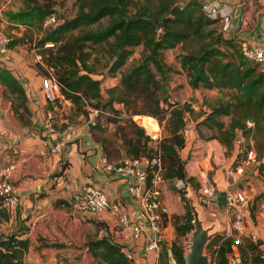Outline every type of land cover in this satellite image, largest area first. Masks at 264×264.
<instances>
[{"label":"trees","instance_id":"16d2710c","mask_svg":"<svg viewBox=\"0 0 264 264\" xmlns=\"http://www.w3.org/2000/svg\"><path fill=\"white\" fill-rule=\"evenodd\" d=\"M20 1L22 7L16 12H7L8 19L27 28L41 30L42 36L35 43L37 51L53 69L61 86V95L73 105L74 113L88 118V107L96 111V121H90L88 129L109 163L124 157L149 161L159 152L165 180L181 179L196 184L194 177L187 175L179 153L186 146V115L194 114L195 109L189 103L161 100L159 95L165 91L168 75L175 71L163 62V51L177 45L183 46L184 52L179 54L178 60L189 86L192 89H217L226 94L225 99L217 98L197 124L215 128L220 133L216 137L229 147L235 129L254 128L246 126L247 120H252L264 131V71H260L258 64L248 63L238 49L240 40L225 37L219 30L218 19L209 18L199 2L73 0L75 14L62 19L58 8L60 0ZM141 12L150 15L158 28L146 20L136 19ZM51 14L57 16L58 23L54 27L44 28L43 21ZM104 18H107V22L102 25ZM46 43L53 46L46 47ZM13 46L14 42H11L9 48ZM135 46L143 48L140 62L122 73L117 84L103 89L101 80L92 77L97 71L95 64L104 58L102 68L106 76H114ZM100 53L103 57L99 56ZM0 84L12 95L13 113L22 123L29 124L31 111L21 82L8 69L0 67ZM161 101L164 105H161ZM121 110L128 113L126 118L120 116ZM105 112L112 114L107 121L116 124L115 133L120 138V144L116 146L109 139L98 138L93 131L104 129L97 119ZM135 114L165 120L167 135L154 141L132 120L131 116ZM221 116L229 117L227 128L218 119ZM140 120L148 134L155 136L159 132L153 118L141 116ZM119 147L123 150V156L119 154ZM148 176L151 177L149 171ZM184 194V191H178L184 202V214L173 215L177 237L193 230V217ZM7 218L8 214L0 206V219ZM23 234L25 232H0V264H26L29 239ZM245 242L244 248L243 244L236 248L242 264H264V256L260 255L257 245L249 240ZM211 245L216 246L212 251L211 264H230L228 255L233 251L231 241L218 236L207 246ZM85 246L100 264H132L121 245L109 235L90 239ZM169 246L176 264H185L184 247L177 241H172ZM167 247L163 241L158 264H167ZM247 251L249 257H246Z\"/></svg>","mask_w":264,"mask_h":264},{"label":"crops","instance_id":"0c3cea01","mask_svg":"<svg viewBox=\"0 0 264 264\" xmlns=\"http://www.w3.org/2000/svg\"><path fill=\"white\" fill-rule=\"evenodd\" d=\"M230 7L233 32L224 36L264 46V0H242L240 5L232 4ZM29 58L37 61L34 60L32 52L27 56L22 49L19 51V48L12 47L5 56L0 57V67L8 69L21 82L26 93L27 105L32 113L31 122L27 125L22 123L11 109L12 95L0 84V170L9 164L14 165L11 183L14 193L20 200L17 210L8 215L7 219H0V225L3 228L7 227L8 232H25L23 236L29 239L26 264H50L55 261V257L62 256L73 257V262L77 258L76 264L93 262L94 258L87 251L85 243L103 235H109L113 241L119 243L123 253L130 252L132 264H158L157 254L145 248L147 241L145 236L132 241L124 240L118 234L113 213L92 214L71 210L69 201L72 193L84 185H93L102 189L108 200L118 203L121 210L131 218L142 219L136 203L132 202L127 194L126 178L118 172L106 170L102 161V151L91 139L86 122L70 121L74 113L70 101L60 98L57 104H53L45 100L40 85L41 76L35 71L34 66L29 67ZM49 112L53 119L57 118L53 133L45 128ZM78 119L81 121V115ZM186 133L185 127V137ZM190 137L194 140L199 139L194 127L190 130ZM55 145L59 146V151L53 153L51 148ZM215 149L218 150L219 156L222 146L219 145ZM212 151L209 146L207 157ZM232 154L235 155V152ZM207 157L194 159L196 161L189 164H194L199 170L205 169L203 166L209 160ZM257 158L264 162L258 155ZM214 159L220 161L215 150ZM263 162L242 186L256 192L261 190L259 189L261 183L256 177L264 174ZM203 171L200 170V175L204 173ZM200 175L193 172L191 174L195 182L199 181ZM223 177L224 168H221L211 175L210 181L221 187ZM162 199L166 205H174L170 196L163 197V192ZM261 199V195L252 199L245 219L248 233L259 230L263 242L257 245V248L260 255L264 256L263 221H260L258 226L250 225L253 224L252 218L256 219V211H252L254 202L258 204ZM210 206L216 204L212 203ZM258 215L262 216L260 212ZM172 231L169 216L164 228L166 245H170L167 237Z\"/></svg>","mask_w":264,"mask_h":264},{"label":"built area","instance_id":"2783aa9c","mask_svg":"<svg viewBox=\"0 0 264 264\" xmlns=\"http://www.w3.org/2000/svg\"><path fill=\"white\" fill-rule=\"evenodd\" d=\"M188 1L199 2L203 12L209 18L218 19L219 30L223 35H228L233 32L231 7L237 4L240 5L242 0H178L183 4ZM56 9H58L56 7ZM1 14V9H0ZM58 23V18L55 14H51L43 21L42 26L54 27ZM10 38L5 33L3 25L0 23V57L5 56L9 50ZM46 47H52V43H46ZM238 49L241 55L248 61L258 64L264 68V46L252 45L248 41L241 39ZM40 62V55L36 56ZM40 85L45 100L48 103H55L56 100L63 98L61 95V86L55 75L49 71L43 73L40 77ZM122 105V104H121ZM120 105V106H121ZM91 113L96 111L90 110ZM51 112L48 113V118L45 121V128L50 133H53L55 128L51 121ZM93 123V122H92ZM255 123L252 120L246 121L248 128H253ZM48 144V141H46ZM59 146L55 145L51 148V152H58ZM103 164L107 171H115L122 174L127 180V194L130 200L136 203L142 214L141 220L131 218L126 212L121 210L118 203L110 202L105 192L93 185H84L74 191L70 197V208L78 213L99 214L111 212L116 217V228L124 240L135 241L142 236L147 238L145 248L149 251H154L158 255L161 251L164 238V220L170 216L171 209L163 202L162 187L167 181L162 177L164 169L161 163L160 153L158 152L151 160L145 158L124 157L116 163H109L104 157ZM263 160L257 158L256 151L250 146L244 157L237 163H233L224 168V177L222 186L209 181L205 173L200 175L198 184L199 188L195 202L198 205L207 206L212 204V200L216 198L219 192L225 193L224 213L227 216L225 226L221 230V237L231 241L232 253H230V264H242L238 250V245L242 244L245 237H249L253 243L261 237L259 230L248 233V225L245 219L246 211L250 209L252 199L257 195H261L262 199L257 206L264 218V186L259 192L249 190L243 184L257 171V167ZM14 170V165L9 164L0 170V206L8 215H12L19 205V197L13 191L11 176ZM148 171L151 172V177L148 176ZM173 186L178 190H183L186 193L190 191V184L181 179L171 180ZM240 184V185H239ZM216 246H214L215 248ZM125 256L131 260L132 254L124 252ZM167 264H176L174 254L168 245L166 249Z\"/></svg>","mask_w":264,"mask_h":264},{"label":"rangeland","instance_id":"374dc122","mask_svg":"<svg viewBox=\"0 0 264 264\" xmlns=\"http://www.w3.org/2000/svg\"><path fill=\"white\" fill-rule=\"evenodd\" d=\"M137 1H141V0H137ZM21 7H22V3L20 0H0V9H1L0 23L3 25L5 33L9 36L10 43L14 42V46L12 48H19V51L20 49H22L27 56H29V54H31L32 52L34 60L36 59L35 56L40 55L41 57L40 62L36 60L34 62L32 59L30 58L28 59L29 67L34 66L35 71H37L40 76L43 73H46L47 71L53 73V69L49 68V66L44 62L43 55L40 54L37 51V48L35 47V43L42 36L41 30L37 28H34V29L27 28L23 24H16L10 21L6 15L7 12H11V11L16 12ZM58 8H60L59 16L62 19L72 17L76 11V7L73 4V0H62V1L60 0L58 4ZM106 22H107V18L106 19L104 18L101 20L102 25H104ZM97 27L98 26H93V28H97ZM142 51H143L142 46L133 47L131 55L126 60L122 68L114 76H106L105 70H103L102 68L104 58H100L101 62L95 64V68L97 70L95 72L96 74H93L92 77L101 80V87L103 89L117 84L119 82V79L122 73L126 72L133 65L138 64L140 62V60L142 59ZM183 52H184L183 46L181 45H177L175 48L167 49L163 51V56H162L163 62L166 65L172 66L175 69V71L171 72L168 75V79L165 83V88H164L165 91L159 93V95H160L161 100L167 99L169 102H177L180 104L189 103L190 106H193L195 108L194 114L186 115V118H185V124H186L185 127L187 129V133L185 137L186 147L179 151L181 158L185 163L187 175L191 176L192 172L194 174L200 175L199 173L200 170L201 171L204 170L203 172L205 173L206 177L210 181V177L211 175L214 174L215 171L220 170L221 168H225L230 164L240 161L244 157L245 151L250 146H252L255 149L259 158L264 159V131L261 130L257 124H255L254 128L251 130H248L246 128L235 129V131L233 132L234 136H233L232 144L230 145V147L222 143L219 140V138L216 137L220 133H218L219 131H217L215 128H209L205 126L204 124H200V123L197 124V122H199L205 116V114L210 111V106L214 104L217 98L225 99L226 94L225 92H221L220 90H217V89L216 90L212 89L213 91H207L208 89L199 88L194 91V89H192L189 86L187 76L185 72L181 69L180 64H179L178 56L179 54ZM99 56L103 57L101 53L99 54ZM248 63L254 65L253 63L249 61ZM259 69L260 71L261 70L264 71V68L261 69L259 67ZM161 105H164L162 101H161ZM87 110L89 112L92 109L88 107ZM121 111L122 112L120 113V116L126 118L128 116V113L125 110H121ZM96 115L97 113H91V116H92L91 118H90V115L88 116V118L84 115H81V121H79L78 118L80 115H76L75 113H73L72 116L70 117V121L75 122V123L86 122V124L90 126V121L92 122L96 121L95 119ZM31 116H32V113H31ZM31 116H30V122H31ZM108 116L112 118L111 117L112 114H110V112H105L102 115H100L97 120L104 127V129L103 130L96 129L93 131L97 135L98 138L109 139L116 146L120 144L119 143L120 138H119V135L115 133L116 124L114 122L107 121ZM141 116H149L157 122V125H158L157 128L159 132H157L155 136L148 134L146 128L141 123V120H140ZM131 117H132V120L136 124H138L140 127H142L145 133L149 135L154 141H158L167 135V131L165 129V120L160 121L158 118H154L150 115H142V114H135V115H132ZM64 118L65 117H63V119ZM218 119L223 121L224 128H227L228 123H229V117L221 116ZM51 121L55 125V123H57V118H54V119L52 118ZM195 125H196L195 129L199 135V139L197 138L196 140L190 137V130L192 127H195ZM88 132H89V129H88ZM90 136H91V139H93L92 134H90ZM219 145L222 146V149L219 151L220 153L218 156V150L215 148L218 147ZM209 146H211V149L213 151H212V154L209 155V157H207V149L209 148ZM214 150L217 152V158L220 159L219 162H217L214 159ZM233 152H235V155L232 154ZM119 154L123 156V150L121 147H119ZM206 157L207 159H209L206 165L203 166L206 169V171L205 169H202V168L199 170L198 167H196L194 164L193 165L189 164L191 161H196L194 159L199 160L200 158L203 159ZM256 179L258 180V182L261 183L259 189L262 188L264 186V174L261 173L259 176L257 175ZM189 184H190V191L188 193L184 191L185 193L184 196L187 199L188 194H190V197L193 199V203L198 206L197 209H198L201 219L203 220L204 226L210 227L214 223H217L216 229L222 230L223 227L225 226L224 222L227 219V216L224 213V209H222V207H219L217 205L216 206L207 205L205 207L202 205H198L194 200H195V197L197 196L199 184L198 182H196V184L194 183H189ZM178 191H183V190H178L177 188H175L173 186L172 181H167L162 191L163 197H165L166 195L170 196L174 204V205L168 204V206L171 209L170 221H171V226H172L173 231L169 232L167 239L169 243H171L172 241H177L179 244L185 247L188 241V236L191 234L192 231L184 236L177 237L174 227H173V215L181 216L184 214V211H185L184 202L180 199L178 195ZM252 211L254 212L256 211L255 217L257 220L255 218H252L251 223L253 224H250V225L258 226V224H260V221H263V225H264V218L263 216L260 217L258 215L260 210L255 202L252 207ZM164 228H165V222H164ZM8 230L9 229L7 227L3 228L0 225V232L6 233L8 232ZM262 234L264 238L263 231H262ZM164 236H165V232H164ZM246 240L251 241L249 237H245L242 243L243 248L246 245V242H245ZM262 242L263 240L260 238L256 241L255 244L259 245ZM207 245L205 247L204 253L209 255L210 259L212 260L211 255H212V251L214 250V245H211V246H207ZM249 256H250V253L249 251H247L246 257H249ZM72 259L74 258L73 257L67 258L63 256L55 257V261L53 263L50 262V264H76L78 262L77 258L74 260L75 262H73ZM96 263L100 264L98 260L94 259L93 262H89L86 264H96Z\"/></svg>","mask_w":264,"mask_h":264},{"label":"water","instance_id":"95a60500","mask_svg":"<svg viewBox=\"0 0 264 264\" xmlns=\"http://www.w3.org/2000/svg\"><path fill=\"white\" fill-rule=\"evenodd\" d=\"M196 2V1H195ZM136 19L146 20L158 28L157 23L146 12H141ZM186 202L193 217V230L188 236V241L184 247V262L185 264H211L210 256L205 254L206 245L214 238L221 236V229L217 230V223L210 227H205L203 220L197 209V205L193 203V199L188 194ZM219 207H225V193L219 192L215 199L211 201Z\"/></svg>","mask_w":264,"mask_h":264}]
</instances>
